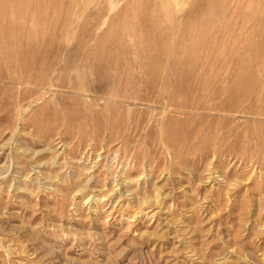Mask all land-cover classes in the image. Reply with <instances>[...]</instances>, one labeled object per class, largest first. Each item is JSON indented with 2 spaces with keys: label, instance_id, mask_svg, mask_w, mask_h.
Segmentation results:
<instances>
[{
  "label": "rangeland",
  "instance_id": "1",
  "mask_svg": "<svg viewBox=\"0 0 264 264\" xmlns=\"http://www.w3.org/2000/svg\"><path fill=\"white\" fill-rule=\"evenodd\" d=\"M0 264H264V0H0Z\"/></svg>",
  "mask_w": 264,
  "mask_h": 264
}]
</instances>
